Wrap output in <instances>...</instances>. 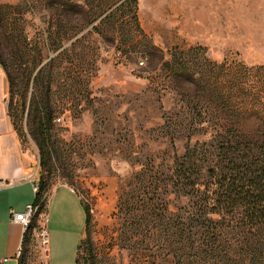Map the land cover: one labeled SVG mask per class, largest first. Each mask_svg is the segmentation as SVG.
<instances>
[{
    "label": "rangeland",
    "instance_id": "obj_1",
    "mask_svg": "<svg viewBox=\"0 0 264 264\" xmlns=\"http://www.w3.org/2000/svg\"><path fill=\"white\" fill-rule=\"evenodd\" d=\"M0 53L20 64L7 104L24 112L21 143L43 196L67 184L86 204L79 264H179L146 245L169 236L166 209L186 202L162 180L208 140L200 130L222 126L217 94L242 87L236 110L256 92L264 111V0H0ZM47 203L19 264H48L39 232L56 225L57 199Z\"/></svg>",
    "mask_w": 264,
    "mask_h": 264
},
{
    "label": "trees",
    "instance_id": "obj_2",
    "mask_svg": "<svg viewBox=\"0 0 264 264\" xmlns=\"http://www.w3.org/2000/svg\"><path fill=\"white\" fill-rule=\"evenodd\" d=\"M0 59L8 75L10 92L14 94L20 64L17 58L5 62L1 53ZM238 67L245 71L253 69L241 63ZM232 72L229 66L228 74ZM239 88V92L228 89L217 94L223 101L219 113L222 126L200 130L204 135L210 132L208 140L197 141L186 148L184 155L176 156L173 169L162 180L169 192L185 198L186 202L177 212L166 209L171 215L165 228L169 236L151 238L146 245L154 242L179 264H264V111L260 104L256 105L259 100L255 98L256 92L249 90L248 98L241 100L250 106L235 110L233 102L245 94ZM212 91L209 100L216 99ZM23 102L25 108L26 98ZM210 109L206 111L213 114L214 108L210 106ZM8 111L21 139L24 132L19 120L24 112L20 119L18 110L11 104ZM248 119L253 124H247ZM32 136L39 139L37 132H32ZM154 179L156 185L159 178L154 176ZM46 189L44 182L36 193L35 203L40 207L49 199L43 196ZM152 205L142 203L145 209ZM187 258L191 260L186 262Z\"/></svg>",
    "mask_w": 264,
    "mask_h": 264
},
{
    "label": "crops",
    "instance_id": "obj_3",
    "mask_svg": "<svg viewBox=\"0 0 264 264\" xmlns=\"http://www.w3.org/2000/svg\"><path fill=\"white\" fill-rule=\"evenodd\" d=\"M8 75L0 63V264H19L18 251L24 240L21 224L12 221V210L22 212L34 203L36 179L29 169L30 156L25 153L21 139L9 115L7 94ZM57 199L56 225L48 228V264H77L78 252L88 221V210L81 196L69 185L52 190ZM72 206L76 217L65 211ZM70 209V208H69ZM7 261H3L4 259Z\"/></svg>",
    "mask_w": 264,
    "mask_h": 264
},
{
    "label": "built area",
    "instance_id": "obj_4",
    "mask_svg": "<svg viewBox=\"0 0 264 264\" xmlns=\"http://www.w3.org/2000/svg\"><path fill=\"white\" fill-rule=\"evenodd\" d=\"M142 64H144V61H141ZM35 178V177H34ZM2 186V182H0V187ZM34 189L36 191V193L39 190V184L35 183L34 184ZM39 205L34 203L28 204L26 206V209L22 212H15L12 210V221L19 223L22 225L23 230H24V236L25 234H27L29 227L32 225L35 215L38 211ZM48 217V216H47ZM48 220V218H47ZM46 226V227H45ZM42 230L39 232V236H40V241L41 244L43 246L44 249V253L46 255L47 258V263H48V258H49V234H48V230H47V223L45 225ZM23 247V243L22 246L20 247L17 257L20 259L21 253H22V248ZM3 261H7V259L5 258Z\"/></svg>",
    "mask_w": 264,
    "mask_h": 264
},
{
    "label": "water",
    "instance_id": "obj_5",
    "mask_svg": "<svg viewBox=\"0 0 264 264\" xmlns=\"http://www.w3.org/2000/svg\"><path fill=\"white\" fill-rule=\"evenodd\" d=\"M35 183H38V181L36 180V182Z\"/></svg>",
    "mask_w": 264,
    "mask_h": 264
}]
</instances>
